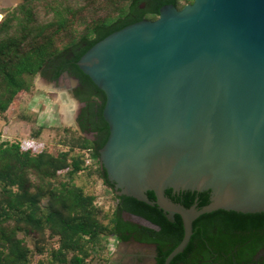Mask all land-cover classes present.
<instances>
[{"label": "water", "instance_id": "obj_1", "mask_svg": "<svg viewBox=\"0 0 264 264\" xmlns=\"http://www.w3.org/2000/svg\"><path fill=\"white\" fill-rule=\"evenodd\" d=\"M76 64L105 95L109 134L98 152L117 194L182 219V239L163 264L185 249L200 215L264 212V0L164 4L158 18L109 33ZM42 78L74 95V78ZM168 188L209 191V202L187 208ZM128 248L131 258L147 257Z\"/></svg>", "mask_w": 264, "mask_h": 264}, {"label": "trees", "instance_id": "obj_2", "mask_svg": "<svg viewBox=\"0 0 264 264\" xmlns=\"http://www.w3.org/2000/svg\"><path fill=\"white\" fill-rule=\"evenodd\" d=\"M192 1L25 0L0 7V118H9L18 97L30 92L36 74L48 68L55 80L62 71L78 77L94 97L91 110L96 104L95 115L103 120L105 95L76 61L109 33L141 19L155 20L162 5L180 9ZM108 134L107 127L89 138L64 127L56 151H35L0 138V264H108L109 239L128 240L134 231L138 241L156 245L157 264L164 263L182 239V219L175 215L171 221L159 206L117 194L99 160ZM98 182L109 192L104 195L108 206L94 191ZM165 193L187 208L206 205L210 197L209 191L168 188ZM147 194L155 198L153 191ZM122 211L153 226L123 221ZM208 237L225 251L239 244L250 258L264 247V212L218 209L200 215L188 245L170 264H194Z\"/></svg>", "mask_w": 264, "mask_h": 264}, {"label": "rangeland", "instance_id": "obj_3", "mask_svg": "<svg viewBox=\"0 0 264 264\" xmlns=\"http://www.w3.org/2000/svg\"><path fill=\"white\" fill-rule=\"evenodd\" d=\"M17 1L25 0L13 2ZM18 100L9 118H0L1 139L19 141L24 148H32L35 151L45 147L56 151L61 147L60 139L64 127H71L78 134L89 137L76 125L75 118L82 104L65 85L53 87L38 72L33 79L32 90L21 94ZM39 127H42V130L37 136L35 134ZM94 191L99 202L108 206L104 195L109 192L101 182L96 183ZM108 243L109 256H113L118 250V245L113 238H110Z\"/></svg>", "mask_w": 264, "mask_h": 264}, {"label": "flooded vegetation", "instance_id": "obj_4", "mask_svg": "<svg viewBox=\"0 0 264 264\" xmlns=\"http://www.w3.org/2000/svg\"><path fill=\"white\" fill-rule=\"evenodd\" d=\"M40 73L46 79L55 80L52 79L51 69L44 68L40 71ZM63 75L75 79L73 92L76 98L83 104L75 118L76 125L83 132L90 133L92 135V138L104 134L107 131L108 127L106 121L104 120V118L103 120H101L99 116L95 115L96 104L93 105V110H91L90 105L88 104L90 102H94V97L91 94H87L85 92L87 90V87L81 84L78 77L73 74H70L68 71H62L58 78ZM93 127H95L96 130H93ZM124 214L130 213L124 211L121 212V217L123 221H128L133 224H140L126 218ZM135 233V231L132 232L128 240L114 239L118 245L119 253L118 256H110L108 264H157L156 258L158 253L156 245L138 241L135 237ZM204 240L205 252L200 254V258L193 261L194 264H264V247L259 248L249 258L248 253H244V251H241L242 246L239 244H234L233 246H230L228 251H225L223 245L216 243L214 244V242L216 241L215 238L208 237ZM129 244H134L137 247L143 248L145 250L144 254L147 257L140 261L137 258L129 257L131 255V251L128 248Z\"/></svg>", "mask_w": 264, "mask_h": 264}, {"label": "bare ground", "instance_id": "obj_5", "mask_svg": "<svg viewBox=\"0 0 264 264\" xmlns=\"http://www.w3.org/2000/svg\"><path fill=\"white\" fill-rule=\"evenodd\" d=\"M0 1H2L3 3H7V2L14 1V0H0Z\"/></svg>", "mask_w": 264, "mask_h": 264}]
</instances>
